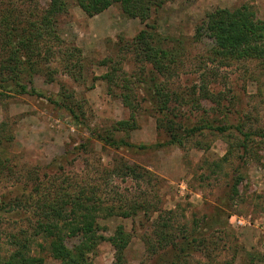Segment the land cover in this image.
<instances>
[{
    "label": "rangeland",
    "instance_id": "374dc122",
    "mask_svg": "<svg viewBox=\"0 0 264 264\" xmlns=\"http://www.w3.org/2000/svg\"><path fill=\"white\" fill-rule=\"evenodd\" d=\"M48 1L41 0V4L46 6ZM245 3L264 18V0H165L149 21L161 36L167 38L162 44L164 48L175 45V39L179 38L185 47L176 52L173 75L160 77V85L165 86L166 91L179 92L180 100L174 101L171 107L174 113L194 118L203 113V108H209L211 119L221 117L212 112L207 98L202 95L201 88L206 85L214 99L217 93L224 94L232 118L239 113L242 120L240 116L238 119L247 128L264 132V73L259 64L236 61L230 66H220L218 61H211L208 57L211 41L208 38L194 40L196 25L202 23L208 13ZM144 27L140 19L124 15L119 4H113L93 17L71 4L69 12L58 23L64 44L57 47V58L48 65L52 70L48 74H52L54 80L48 81V74L35 78L33 86L41 95L0 96V122L7 123V135L14 133L13 140L3 139L2 154L11 166L22 171L12 179L0 177V194L14 188L16 183L13 182L18 176L21 178L17 186L23 188L22 184L27 183V187L32 188L34 180H29L26 172L36 168L40 174L34 176L39 175L40 181H51L53 174L48 173L46 167L52 162L54 170L63 167L61 174L97 186L105 206H118L120 200L130 204L134 200L147 206L136 217L124 219L119 215L107 217L103 214L99 219L104 228L101 232L106 236H110L120 224L131 233L127 248L129 264L161 263L149 259L151 255L144 238L151 236L154 239L159 214L170 210L175 213L172 222L180 242L184 240V233L190 238L192 235L204 238V241L191 242L184 257L188 264H264V197H259L264 193V138L256 136L255 150L250 158H240L237 155L242 154L239 150L233 154L232 162L225 163L223 169L216 168L215 172L212 161L224 156L230 146L221 135L205 132L184 142L183 146L166 145L162 133L165 131L158 121L161 113L155 110L145 83L131 84L134 109L124 104L122 86L118 85L125 77L149 80L151 64L139 62L136 52L129 46L132 38ZM73 45L81 50V56H72L73 62H80L71 68L72 76L66 73L67 65L62 61L63 51ZM114 66L118 70L112 84L100 76ZM209 70L212 72L206 75ZM62 86L74 95L85 113L79 124L65 109L51 102L60 100ZM132 112L136 114L138 128L129 136L116 133L131 145L115 148L97 139L95 133H106L113 123L129 119ZM197 141L202 149L196 147ZM82 144L87 146L82 147ZM121 160L140 166L149 175L136 180L132 176L111 173L115 161L118 164ZM235 174H245V178L241 180L231 211L250 217L252 225L238 227L230 217L227 225H215L209 221L213 207L221 203V197L226 200L223 195ZM182 179L188 182L191 191L186 196L175 186ZM21 219L20 214L1 213L0 233L16 224H28L24 220L20 222ZM207 222L210 224L204 226ZM196 223L202 225L201 229L195 228ZM6 239L3 233L4 252L9 250ZM163 251L168 258L172 257L171 246ZM33 252L44 257V264H59L46 249H40L36 244ZM91 258L95 264H112L115 250L106 240Z\"/></svg>",
    "mask_w": 264,
    "mask_h": 264
},
{
    "label": "trees",
    "instance_id": "16d2710c",
    "mask_svg": "<svg viewBox=\"0 0 264 264\" xmlns=\"http://www.w3.org/2000/svg\"><path fill=\"white\" fill-rule=\"evenodd\" d=\"M164 3L165 0H49L47 5L43 6L41 0H0V96L41 95L33 83L37 76L52 73L48 65L57 58V47L61 48L64 44L59 34L58 23L60 18L69 12L71 4L79 6L89 17L103 12L113 4H119L124 15L138 18L144 23L145 27L132 38L129 46L136 52L139 62L151 64L149 80L142 77H137L136 80L125 77L126 80L118 83L122 86L121 98L124 104L134 109L131 84L137 86L145 83L155 110L161 113L158 121L160 128L165 131L162 133L166 145L183 146L184 142L198 138L205 132L221 135L230 146L224 156L211 162L214 172L216 168L223 169L225 163L230 162L233 154L239 150L242 153L237 154L240 158H250L255 150L253 145L256 136L264 138V132L247 128L241 121L239 113L235 119L232 118L223 93H217L214 99L206 85L201 88L204 91L202 95L207 98L212 112L221 116L215 119H211L209 108H203V113L194 118L190 115L182 117L171 109L172 103L180 100L179 92L166 91V87L160 85V77L173 75L176 52L185 47L181 43L182 38H179L175 39L177 40L175 45L164 48L162 44L167 38L161 36L154 24L149 23ZM201 38H208L212 43L208 49L211 61H218L220 66H230L236 61H253L259 64L264 73V18L259 16L251 5L245 3L232 9L217 8L208 13L203 22L196 25L194 40L200 41ZM63 54L65 55L62 62L67 65L65 71L73 76L71 68L78 66L80 62H73L72 56L78 55L79 58L81 50L73 45L63 51ZM117 70L118 68L114 66L100 77L113 84ZM210 72L212 71H207L206 75ZM48 75H50L48 81H53L52 74ZM59 96L60 100L51 102L58 105V108L65 109L74 122L81 123L85 113L74 99V95L62 86ZM136 128H138L136 114L132 112L129 119L119 120L113 123L106 133L98 131L95 135L105 144L119 148L131 143L124 137H118L116 133L123 132L129 136ZM7 130V123L0 122V177L12 179L15 178V174L22 171L16 170L8 163L7 157H3V139L9 141L14 138V133L7 135ZM195 143L196 147L202 149L199 141ZM83 146L87 145L82 144ZM119 163L115 161L111 173H118L124 177L132 176L136 180L149 175L146 174L147 170H141L138 165L122 160ZM53 165L50 162L46 167L49 168L48 173L53 174L51 181H40L39 175L34 176L33 174H40L36 168L26 172L29 180H34L32 188L29 189L27 183L22 184L23 188L17 186L21 178L18 176V180L13 182L16 183L14 188L0 194V214L3 212L20 214L22 218L20 222L22 220L28 222L25 225L20 224L21 226L16 224L3 231L7 238L6 245L9 246L7 252H4L3 233H0V264H44V257L33 252L35 244L40 249H46L59 264H95L91 255L106 240L115 250L112 264H129L127 248L131 242V233L120 224L110 236H106L101 232L104 228L99 219L103 214L107 217L119 215L124 219L136 217L147 206L134 200L132 204L120 200L121 204L118 206L115 204L105 206L97 186L84 182L86 180L82 182L73 179V176L61 174L63 167L59 166L54 170V167H51ZM244 178L245 174H235L231 178L233 181L223 195L226 200L221 197V203L213 207L209 220L213 224L219 226L228 224L229 217L233 214L231 211L233 201L239 194V185ZM259 197L263 198L264 193ZM174 216L175 213L171 210L161 212L155 222L154 239L151 236L144 238L148 244L147 251L151 255L149 259L159 260L161 263L158 264H188L184 257L192 245L191 242L204 241V238L194 235L190 238L184 233L182 236L184 240L180 242L172 222ZM207 223H204V226L210 224ZM196 225L195 228L201 229L202 225L198 223ZM168 246H171L173 251L171 258L163 251Z\"/></svg>",
    "mask_w": 264,
    "mask_h": 264
},
{
    "label": "built area",
    "instance_id": "2783aa9c",
    "mask_svg": "<svg viewBox=\"0 0 264 264\" xmlns=\"http://www.w3.org/2000/svg\"><path fill=\"white\" fill-rule=\"evenodd\" d=\"M175 186L179 189V192H181L185 196L191 193L189 186H188V182L185 180H181V181L177 182L175 184ZM230 219H231V222L238 227H243L246 225H252L250 217L246 218L244 216L232 214L230 216Z\"/></svg>",
    "mask_w": 264,
    "mask_h": 264
},
{
    "label": "crops",
    "instance_id": "0c3cea01",
    "mask_svg": "<svg viewBox=\"0 0 264 264\" xmlns=\"http://www.w3.org/2000/svg\"><path fill=\"white\" fill-rule=\"evenodd\" d=\"M182 180H184V179H182Z\"/></svg>",
    "mask_w": 264,
    "mask_h": 264
}]
</instances>
